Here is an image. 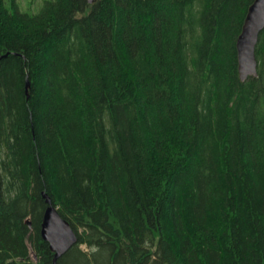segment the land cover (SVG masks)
Instances as JSON below:
<instances>
[{"label": "trees", "instance_id": "trees-1", "mask_svg": "<svg viewBox=\"0 0 264 264\" xmlns=\"http://www.w3.org/2000/svg\"><path fill=\"white\" fill-rule=\"evenodd\" d=\"M252 1L0 0V264H54L43 192L77 235L55 264H264Z\"/></svg>", "mask_w": 264, "mask_h": 264}, {"label": "water", "instance_id": "water-1", "mask_svg": "<svg viewBox=\"0 0 264 264\" xmlns=\"http://www.w3.org/2000/svg\"><path fill=\"white\" fill-rule=\"evenodd\" d=\"M88 1L91 2L92 0ZM263 29L264 0H253L247 9L240 33L236 38L238 72L242 81L250 75H257L255 47ZM28 88L29 81L26 80L27 97L29 96ZM42 196L47 205L42 215L40 234L42 239L48 242L49 248L53 252V263L55 264L58 258L76 243L77 235L69 222L60 216L57 208L52 204L51 198L45 192L42 193Z\"/></svg>", "mask_w": 264, "mask_h": 264}, {"label": "rangeland", "instance_id": "rangeland-1", "mask_svg": "<svg viewBox=\"0 0 264 264\" xmlns=\"http://www.w3.org/2000/svg\"><path fill=\"white\" fill-rule=\"evenodd\" d=\"M43 1L44 0H20V2H21L20 5L23 9L27 8V9H30L31 11H34V10L38 9L37 7L41 6ZM29 6H31V7L29 8ZM81 247L85 250L87 249V247L85 245H81Z\"/></svg>", "mask_w": 264, "mask_h": 264}, {"label": "bare ground", "instance_id": "bare-ground-1", "mask_svg": "<svg viewBox=\"0 0 264 264\" xmlns=\"http://www.w3.org/2000/svg\"><path fill=\"white\" fill-rule=\"evenodd\" d=\"M56 207V206H55Z\"/></svg>", "mask_w": 264, "mask_h": 264}]
</instances>
